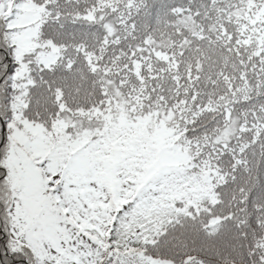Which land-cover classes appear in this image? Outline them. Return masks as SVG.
Listing matches in <instances>:
<instances>
[{"label":"snow or ice","instance_id":"obj_1","mask_svg":"<svg viewBox=\"0 0 264 264\" xmlns=\"http://www.w3.org/2000/svg\"><path fill=\"white\" fill-rule=\"evenodd\" d=\"M0 264H264V0H0Z\"/></svg>","mask_w":264,"mask_h":264},{"label":"trees","instance_id":"obj_2","mask_svg":"<svg viewBox=\"0 0 264 264\" xmlns=\"http://www.w3.org/2000/svg\"><path fill=\"white\" fill-rule=\"evenodd\" d=\"M0 238H2V237H0Z\"/></svg>","mask_w":264,"mask_h":264}]
</instances>
